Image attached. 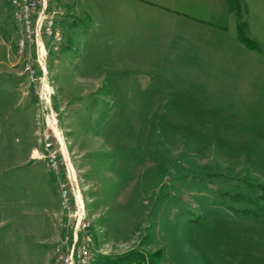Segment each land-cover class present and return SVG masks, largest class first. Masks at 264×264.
Here are the masks:
<instances>
[{
	"label": "rangeland",
	"instance_id": "obj_1",
	"mask_svg": "<svg viewBox=\"0 0 264 264\" xmlns=\"http://www.w3.org/2000/svg\"><path fill=\"white\" fill-rule=\"evenodd\" d=\"M48 2L68 15L48 83L91 264L130 251L141 264H264V0L241 10L259 50L237 39L230 0ZM16 39L0 0V264H54L60 196L32 158L42 114Z\"/></svg>",
	"mask_w": 264,
	"mask_h": 264
},
{
	"label": "built area",
	"instance_id": "obj_2",
	"mask_svg": "<svg viewBox=\"0 0 264 264\" xmlns=\"http://www.w3.org/2000/svg\"><path fill=\"white\" fill-rule=\"evenodd\" d=\"M6 1L17 26L15 51L23 58L20 76L42 114L38 135L42 151L35 152L32 158L46 162L60 196L64 233L56 248L54 264H91L98 254L94 232L81 195L80 178L76 176L63 131L51 108L53 91L48 83L50 55L60 53L67 45L61 24L68 15L61 8L52 7L48 0Z\"/></svg>",
	"mask_w": 264,
	"mask_h": 264
},
{
	"label": "trees",
	"instance_id": "obj_3",
	"mask_svg": "<svg viewBox=\"0 0 264 264\" xmlns=\"http://www.w3.org/2000/svg\"><path fill=\"white\" fill-rule=\"evenodd\" d=\"M230 4H231V9L233 12L236 13V18H238L237 22H236V35H237V39L243 43L244 45H246L248 48L251 49H256L259 50V46L258 44L250 39L247 35V26L244 20H241V10L242 8H245L244 5V0H230ZM75 20H73L72 23L68 22V25L71 24H75ZM72 26V25H71ZM68 38V37H67ZM66 38L67 42L68 39ZM135 251H130V252H125L120 254L119 256H115L113 258L107 257L104 259H99L97 258V260L95 261L96 264H141V261H136L133 263V258ZM132 258V259H130ZM137 258V257H135ZM99 259V260H98Z\"/></svg>",
	"mask_w": 264,
	"mask_h": 264
}]
</instances>
